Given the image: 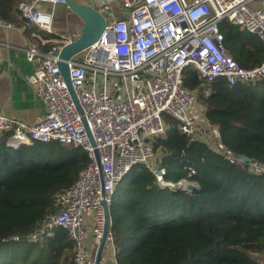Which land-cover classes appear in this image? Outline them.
<instances>
[{
	"label": "built area",
	"instance_id": "1",
	"mask_svg": "<svg viewBox=\"0 0 264 264\" xmlns=\"http://www.w3.org/2000/svg\"><path fill=\"white\" fill-rule=\"evenodd\" d=\"M40 2L58 6L66 0H23L19 5L26 23L52 32L54 11L38 8ZM121 4L123 15L108 21L101 37L69 61L81 111L55 48L43 55L35 42L25 48L28 60L36 65L26 79L46 106L44 118L30 124L0 109V134L7 148L60 143L80 147L88 155L89 163L75 183L57 194V210L28 237L35 241L51 230H66L75 242L73 264H95L105 228L102 201L111 205L121 182L137 165H146L162 187L188 194L195 193L189 185L198 189L193 168L188 177L174 182L166 180L165 168L151 166L154 141L168 131L165 115L177 120L182 134L206 143L228 163L264 174L263 162L245 161L243 154L223 145L218 127L198 100L199 95L209 97L220 78L229 85L264 82V60L253 67L241 66L226 47L222 30L223 23L234 24L264 43V0H121ZM0 26L15 25L0 18ZM189 68L200 80L194 90L184 84ZM107 249L115 263L111 233L104 254Z\"/></svg>",
	"mask_w": 264,
	"mask_h": 264
},
{
	"label": "trees",
	"instance_id": "2",
	"mask_svg": "<svg viewBox=\"0 0 264 264\" xmlns=\"http://www.w3.org/2000/svg\"><path fill=\"white\" fill-rule=\"evenodd\" d=\"M12 10L13 16L0 18L24 23L20 9ZM222 30L226 47L241 66L263 62L264 43L257 35L227 22ZM184 84L198 88L194 69L185 72ZM260 84L264 82L229 85L220 78L212 84L213 93L207 98L199 95L198 100L218 127L223 145L264 163ZM165 120L167 134L153 145L154 151L163 152L166 180L177 182L193 168L198 191L170 188L181 198L156 200L155 175L146 165L134 167L127 191L110 205L117 264H264V174L228 163L206 143L182 134L173 117L165 115ZM43 148L50 150L49 156L41 153ZM88 163L80 147L35 142L9 149L0 134V244L28 243L23 264H73L75 245L66 230H51L35 241L28 237L57 210V194L70 188Z\"/></svg>",
	"mask_w": 264,
	"mask_h": 264
},
{
	"label": "crops",
	"instance_id": "3",
	"mask_svg": "<svg viewBox=\"0 0 264 264\" xmlns=\"http://www.w3.org/2000/svg\"><path fill=\"white\" fill-rule=\"evenodd\" d=\"M77 1L89 4L103 13L107 12L110 14L108 21L123 15L121 0ZM37 6L44 11H54L52 32L40 30L35 24L22 23L21 20L15 24L14 21H18L17 18L11 20L5 15L13 16L12 9L19 8L18 0H0V14H5L4 18L11 20L9 22L15 25L12 28L0 26V109L5 114L30 124L44 118L46 106L26 79L36 68V65L30 62L26 56V46L35 42L39 45L42 54L45 55L49 52L45 47L51 45L56 48L59 43L64 42L60 35L78 36L83 25L80 16L68 7L53 6L48 2H40ZM8 7L10 11H6ZM40 40L41 45L39 44ZM122 193L124 194L125 190ZM112 258L111 250L107 249L102 264H117L116 261L113 262Z\"/></svg>",
	"mask_w": 264,
	"mask_h": 264
},
{
	"label": "water",
	"instance_id": "4",
	"mask_svg": "<svg viewBox=\"0 0 264 264\" xmlns=\"http://www.w3.org/2000/svg\"><path fill=\"white\" fill-rule=\"evenodd\" d=\"M58 6L70 8L73 12L80 16L83 21V25L81 26V30L78 32V36L66 35V37L70 38V40L68 42L63 40L64 42H61L62 45L59 44L54 50V54L58 55V65L60 66L63 77L66 80L73 99L81 111L70 79L69 61L75 54L89 47L101 37L108 20L102 11L89 4L79 3L77 0H66L65 3L59 4ZM243 158L245 161L253 159L246 154H243ZM188 188L192 192L198 191L194 185H189ZM102 205L105 212V228L97 252L95 264L102 263L104 249L106 247L107 238L111 233L112 225L110 205L105 200L102 201Z\"/></svg>",
	"mask_w": 264,
	"mask_h": 264
},
{
	"label": "rangeland",
	"instance_id": "5",
	"mask_svg": "<svg viewBox=\"0 0 264 264\" xmlns=\"http://www.w3.org/2000/svg\"><path fill=\"white\" fill-rule=\"evenodd\" d=\"M107 20H110V14L107 12L104 13ZM259 90L264 91V84L259 85ZM199 103V102H198ZM34 144V143H33ZM32 144V145H33ZM43 152H41L43 155H50V150H46V148L42 149ZM163 152L161 150L155 151V157L151 160V166L153 167H161L163 166ZM51 159L53 160L52 162L56 161L55 155L51 154ZM131 173V172H130ZM130 173L127 175V177L121 182L118 191L115 193L114 197H117L122 195L123 190L125 192L127 191L126 185L128 184V177L130 176ZM152 193L154 194V198L156 197L158 199L156 200H163L165 198H175V199H180L181 195L174 194L170 188H162L159 184L156 183L155 189H153ZM171 196V197H169ZM176 217V216H174ZM73 240V239H72ZM75 244V242H74ZM29 245L26 242H9V243H4L0 244V264H23L25 260V249L28 248ZM20 249V251H16ZM262 256V255H260Z\"/></svg>",
	"mask_w": 264,
	"mask_h": 264
}]
</instances>
